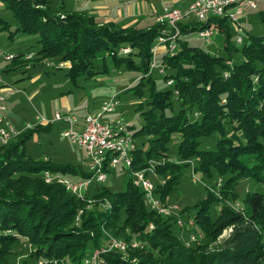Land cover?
<instances>
[{"label":"trees","instance_id":"16d2710c","mask_svg":"<svg viewBox=\"0 0 264 264\" xmlns=\"http://www.w3.org/2000/svg\"><path fill=\"white\" fill-rule=\"evenodd\" d=\"M0 1L18 22L10 30L9 22L0 16V28L9 31L10 37L20 31L38 35L36 55L69 62L66 75L73 80L107 71L106 58L114 65L124 64L127 69L143 72L125 89L135 98V110L143 118V124L133 134L148 136L145 147L137 144L133 169L144 168L152 158H169L168 150L176 137L178 160L159 162L154 173L174 174L187 167L179 160L198 159L194 170L207 177H224L220 189L223 199L238 198L235 185L242 178L264 182V36H250L240 49L242 61L230 64L237 49L229 45L227 19L214 21L216 32L226 35V58L211 55L180 38L194 31L199 34L205 22L190 19L179 23L176 50L170 52L161 45L155 54L157 63L164 64L165 69L163 73L154 72L162 75L166 84L173 81L167 84L169 88L158 90L153 71L148 73L151 49L157 38L165 35L168 25L156 21L157 15L142 27L99 24L92 15L65 9L60 1L57 8L49 4L54 0ZM125 47L130 50L120 52ZM101 51L106 53L102 69L94 70L100 67ZM21 54H16L14 60ZM167 69L172 72L167 73ZM39 126L42 125L22 132L6 145L0 144V264H11L8 257L14 252L12 247L22 241L30 247L21 264H86L90 255L101 248L107 249L100 252V264H264V197L258 192L245 194L244 210H234L222 201L215 218L209 217L208 209L216 201L207 197L195 203L192 218L200 228L207 229L209 238L231 227L227 237L212 250H208V243L185 246L172 230L176 216L160 215L147 206L142 191L132 185L130 178L123 191H113L105 183L94 187L86 199L101 198L107 208L96 205L88 214H80L81 228L64 229L78 209L86 210L85 201L59 184L45 183L42 172L49 169L77 178H88L90 174L72 164L57 165L45 157H30L25 141ZM212 136L214 145L201 148L203 139ZM167 182L154 184V193L161 201L169 197ZM99 226L116 234L129 228L132 234L151 242L159 253H166V258H153L150 253L134 257V251L146 249L142 244L127 246L124 251L109 249V239L101 234Z\"/></svg>","mask_w":264,"mask_h":264},{"label":"rangeland","instance_id":"374dc122","mask_svg":"<svg viewBox=\"0 0 264 264\" xmlns=\"http://www.w3.org/2000/svg\"><path fill=\"white\" fill-rule=\"evenodd\" d=\"M59 1L63 2L65 9H72V11H85V9H87L86 7L92 2V0H54L53 4L50 2L49 4L57 8L56 5L60 4ZM121 2L125 6L129 3L133 5V7L137 5H139V7L146 5L147 7H152V9H155L153 6H156V9H159L160 6L159 0H120V3ZM83 4H85V6H83ZM0 16L4 17L9 22L10 30H14L18 26L17 20L12 16V12L6 8L3 1H0ZM55 16L61 18L64 17V14L55 13ZM151 17L152 16H148L145 22H148V20L150 21ZM239 21L240 26L238 27H236L233 22L228 23V31L230 34L228 39L229 45L237 49L233 51L231 55V60L228 62L230 64L232 62L238 63L242 61L243 56L240 49L248 42L250 36H264V0L258 3V8L245 10L240 15ZM145 22L141 23L140 26L145 25ZM237 37H241L242 40L238 41ZM180 38L186 41L188 45L202 48L211 55L225 58L229 57L224 47L226 35L221 31L216 32L214 36L208 38L199 36L196 31L181 35ZM37 40L38 35L26 34L21 31L18 32L14 38H10L9 31L0 28V48L14 55L18 54L19 50H24V52H36L38 50ZM151 52L153 58L155 56L153 49H151ZM105 54L106 53L103 51L98 53V62H100L98 66L100 67L97 69L95 67L94 70L102 69V56ZM21 59L12 62L0 60V80L4 81V83L7 82L14 88L13 90L15 92L9 99L3 96L6 97V112L10 114V121L16 127L24 125L26 122L36 123L37 119L35 117L37 115L45 119H52L56 111L61 113L71 112L76 116H84L101 107V103L109 99L113 94L118 95V105H116L115 111L108 114L107 117L112 118L114 116H120L123 121L130 125L131 132H135L143 124L142 116L135 110V98L130 92H125L126 88H129L131 84L143 75V72L140 70L127 69L124 64L114 65L106 58L105 61L108 65L107 71H101L92 75L78 76L73 80L66 75L67 67L70 66L69 62H59L57 61V57L28 61V69H26ZM6 67L8 68L6 69ZM170 72L172 71L167 69V73ZM153 76L156 82V89L165 90L169 88L163 80L162 75H158L157 71H153ZM145 100H147V98L144 99V101ZM65 127L66 126L62 123L53 122L49 130H40L38 134L30 136L25 141L26 153L30 157L38 160L47 157L54 164H72L88 172V162L85 152L72 144L67 138L60 136V131ZM134 138L137 144H141V146L144 147L146 146L147 135H135ZM173 139L168 150V157L178 160L175 153L177 138L174 137ZM213 141H215L214 136L204 138L200 147H211L214 145ZM169 158H152L151 163L149 164L147 162L144 168L141 169H154L156 164L168 161ZM179 161L182 164L186 163L187 167L179 168L174 174L168 173L163 176L150 171V173L148 172V177L154 184L158 182V184L162 183L163 185L164 182L168 180V182L165 183L169 196L166 200L178 206V210L172 211V216L177 215L185 222L181 225H172V230L175 235H178L185 246L192 247L202 243H208V250L215 249V247L219 246L222 240L227 237L231 227H227L216 237L209 238L207 229L202 227L201 229L192 218L195 213L193 209L195 203L201 202V200L207 197L216 201L212 203L208 209L210 218H215L217 216L218 210L223 203L228 204L234 210H244L245 203L243 199L247 192H258L264 197V182L242 178L238 180L235 185V190L239 195L238 198L223 199L221 196L222 194H220V189L223 185L224 177L220 178L215 174H213L212 177H207L199 172V170H194L193 166L199 161L198 159ZM131 170L134 169L131 167ZM129 172L128 169L119 166L111 170L105 184L113 191H123L130 178ZM65 175L71 179L77 178L69 173ZM216 197L221 200H217ZM81 200L85 201L84 208L86 210L83 211L82 208L78 209L76 213L67 220L64 229L73 227H76V229L78 227L81 228L79 224L81 221L79 218L80 214L82 215L84 212L88 214V211L93 210V207H96V205L105 209L108 206L105 200L101 198ZM99 215L100 213L98 216ZM186 217L187 219H185ZM188 221L190 223H188ZM97 227L98 226H95L96 229ZM99 229L101 234L109 239L108 242L111 240H122L125 244V249H123V251L127 249V246L135 248L139 247L140 244L144 245L146 247L144 252L134 251V257H138L141 254L147 255L148 253H150L153 258H162V255H166V253L162 251L160 254L158 248L152 247V243L150 242L149 244L146 238L141 237L139 234H132L129 228L124 227L117 234L115 231H110L100 226ZM200 230H203V232ZM191 236L194 238L192 239ZM29 247V243L23 241L17 245L15 244V246L12 247L14 252L8 257L11 264H21L20 262L26 257ZM164 258H166V256H164L163 259Z\"/></svg>","mask_w":264,"mask_h":264},{"label":"built area","instance_id":"2783aa9c","mask_svg":"<svg viewBox=\"0 0 264 264\" xmlns=\"http://www.w3.org/2000/svg\"><path fill=\"white\" fill-rule=\"evenodd\" d=\"M261 0H191L186 7H165L161 14L155 18L156 21L165 22L168 25L165 35L157 38L153 53L155 55V47L165 45L167 51L176 50L177 39L180 36L179 23L188 20H197L205 22L204 28L199 31L201 37H211L216 33L215 19L224 18L229 22L239 26L240 15L248 9L258 8ZM240 41L241 37H237ZM128 47L121 48L120 52L127 53ZM34 56L33 52L22 54V60H28ZM16 55L6 52L0 48V60L11 62ZM155 56L149 65L148 73L157 70L163 73L164 64H158ZM172 80H168L167 84L171 85ZM118 105V98L111 96L101 103V107L97 110L87 113L84 116H76L71 112L56 111L52 119H45L36 116V123L26 122L23 127L18 128L13 125L7 116V107L5 105V97L0 94V144L6 145L15 140L19 135L33 128L35 125L48 124L52 122H61L65 124V128L60 131V136L67 138L72 144L81 148L86 155L88 162V178L71 179L65 174L45 169L42 172L43 180L50 184L56 183L63 187L69 193L77 198L86 199V194L93 190L94 187L106 183L111 170L119 166L128 169L132 185L140 188L145 197V203L152 210L163 216H172V211L178 210L177 204L169 201H161L154 193L155 185L148 177V172H154L153 169H134L133 155L137 149V143L133 132L120 116L108 118L107 115L114 112ZM47 160V158H44ZM151 159L148 163H151ZM152 167V166H151ZM176 216V224H183V220ZM188 223H190L188 221ZM193 239L194 237L191 236ZM264 241V235H263ZM109 249H117L123 251L125 244L121 240H111L108 243ZM107 248L95 250L94 253L85 261L86 264H100V252Z\"/></svg>","mask_w":264,"mask_h":264},{"label":"crops","instance_id":"0c3cea01","mask_svg":"<svg viewBox=\"0 0 264 264\" xmlns=\"http://www.w3.org/2000/svg\"><path fill=\"white\" fill-rule=\"evenodd\" d=\"M159 2H160L159 9H156V6H153L155 9H152V7H147L146 5L142 6V7H139V5H137L136 7H133V5H130L129 3H127V5L125 6L122 2L120 3V0H92V2L86 7L87 9H85V11H81V12H85L86 14L94 16L95 20L99 24L100 23H107V22H114V23H117L118 25H122V26H129V25H133V24L140 25L141 23H144L145 20L147 21L148 16H152L151 19L153 20V17H155L158 14H161L165 7H178V8L179 7H186L188 5V3L191 2V0H159ZM83 6H85V4H83ZM70 10H72V9H70ZM151 19H150V21L148 20V22H145L146 23L145 25L149 24L152 21ZM235 26L238 27L237 25H235ZM239 26H240V23H239ZM10 38H14V37L11 36ZM161 49H162V47L156 46L155 47V54L159 53ZM27 52H31V51H25L24 52V50H19L18 53L25 54ZM33 53H34V56L28 60H22L21 58H19L25 64L26 69L29 68L28 61H31L34 59H41V58H39V56L36 55L35 52H33ZM155 57H156V55H155ZM7 68L8 67H6V69ZM13 89L14 88L12 86H10L7 82L4 83V81L0 80V94L6 96L9 99V98H11L10 96H13V94L15 93ZM112 96L117 97V94H113ZM7 116L11 120L10 114L8 112H7ZM52 123L49 126H46V124H39L42 126H39L40 127V128H38L39 130L37 132L33 133L32 136L38 134L40 130H44L43 128H47V129H45V131L49 130L52 126ZM59 123H61V122H59ZM62 124H64V123H62ZM36 126H38V125H35L34 127H36ZM21 127H23V125L18 126V128H21Z\"/></svg>","mask_w":264,"mask_h":264}]
</instances>
